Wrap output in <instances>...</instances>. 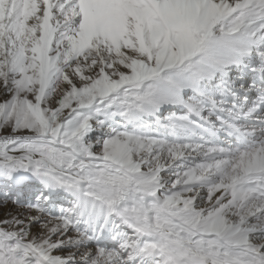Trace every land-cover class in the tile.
Wrapping results in <instances>:
<instances>
[{
    "label": "snow or ice",
    "instance_id": "6c2138e0",
    "mask_svg": "<svg viewBox=\"0 0 264 264\" xmlns=\"http://www.w3.org/2000/svg\"><path fill=\"white\" fill-rule=\"evenodd\" d=\"M0 264H264V0H0Z\"/></svg>",
    "mask_w": 264,
    "mask_h": 264
}]
</instances>
